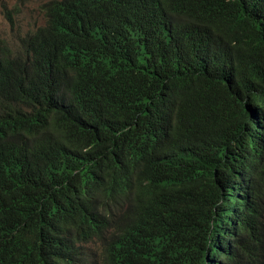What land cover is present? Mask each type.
<instances>
[{
	"label": "trees",
	"instance_id": "obj_1",
	"mask_svg": "<svg viewBox=\"0 0 264 264\" xmlns=\"http://www.w3.org/2000/svg\"><path fill=\"white\" fill-rule=\"evenodd\" d=\"M0 46V264H264V0H46Z\"/></svg>",
	"mask_w": 264,
	"mask_h": 264
},
{
	"label": "rangeland",
	"instance_id": "obj_2",
	"mask_svg": "<svg viewBox=\"0 0 264 264\" xmlns=\"http://www.w3.org/2000/svg\"><path fill=\"white\" fill-rule=\"evenodd\" d=\"M46 0H0V46L16 50L20 36L34 31L46 23ZM85 264H106V256L99 244L86 245Z\"/></svg>",
	"mask_w": 264,
	"mask_h": 264
},
{
	"label": "clouds",
	"instance_id": "obj_3",
	"mask_svg": "<svg viewBox=\"0 0 264 264\" xmlns=\"http://www.w3.org/2000/svg\"><path fill=\"white\" fill-rule=\"evenodd\" d=\"M45 12V11H44ZM46 15V14H45ZM45 25V24H44ZM41 27V26H40Z\"/></svg>",
	"mask_w": 264,
	"mask_h": 264
}]
</instances>
